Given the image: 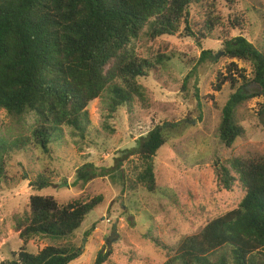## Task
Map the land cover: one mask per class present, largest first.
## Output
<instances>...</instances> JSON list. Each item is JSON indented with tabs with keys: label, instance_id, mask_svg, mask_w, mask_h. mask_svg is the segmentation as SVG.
Listing matches in <instances>:
<instances>
[{
	"label": "rangeland",
	"instance_id": "374dc122",
	"mask_svg": "<svg viewBox=\"0 0 264 264\" xmlns=\"http://www.w3.org/2000/svg\"><path fill=\"white\" fill-rule=\"evenodd\" d=\"M225 4L219 6L220 12L239 16L242 26L217 25L200 44L180 32L156 39L143 33L133 41L138 56L156 66L138 80L145 87L144 101L134 97L110 113L104 93L87 107L89 122L82 133L63 126L62 137L49 146L48 153L29 140L5 156L0 180V262L17 257L22 249L37 253L50 245H73L81 248V255L69 264H93L99 250L111 251L105 264H162L209 218L238 205L243 191L219 186L215 166L233 157L264 159V98L258 85L250 82L251 63L225 56L222 41L243 34L264 50V0ZM191 15L193 30L203 29L204 8L193 5ZM204 49L219 55L200 62ZM230 75L234 84L224 79ZM243 85L253 95L235 110V120L245 131L226 147L218 138L221 110L230 94ZM35 120L33 113L18 121L0 109V137L7 141L30 137ZM164 122L180 125L153 158L157 186L150 192L135 182L140 161L129 151L137 147L139 137ZM87 163L105 176L77 181L78 169ZM40 175L48 177L51 185L37 190L31 183ZM33 194L51 195L59 204L102 195V202L69 237L37 235L24 242L16 218L28 210Z\"/></svg>",
	"mask_w": 264,
	"mask_h": 264
},
{
	"label": "trees",
	"instance_id": "16d2710c",
	"mask_svg": "<svg viewBox=\"0 0 264 264\" xmlns=\"http://www.w3.org/2000/svg\"><path fill=\"white\" fill-rule=\"evenodd\" d=\"M236 2L0 0V109L18 121L30 113L36 117L30 137L9 142L0 137V180L4 178L5 156L23 142L31 140L48 153L49 146L62 137L63 126L82 133L89 122L87 107L104 93L108 94L110 113L134 97L145 100V87L138 80L149 76L156 66L135 51L133 41L143 33L156 39L180 32L200 44L217 25L230 23L234 29L242 26L239 16L228 12L226 17L219 10L221 4L232 7ZM197 4L204 8L205 26L194 31L191 7ZM222 51L228 58L251 63L250 82L260 86L258 93L264 98V50L239 34L225 38ZM217 55L219 52L204 49L199 61ZM224 79L235 82L232 75ZM244 87L232 92L221 110L218 138L226 147L245 131L235 120L236 108L253 96ZM179 125L164 122L153 126L129 151L140 161L135 182L150 192L157 186L153 158ZM215 172L223 189L241 188L238 205L209 218L200 232L182 240L162 264H264V159L233 157L227 164H216ZM98 176L105 174L99 175L87 163L78 169L76 180L89 181ZM110 176L115 180L114 174ZM50 185L43 175L31 183L37 190ZM101 202L102 195L85 202L59 204L51 195L33 194L28 210L16 218V229L24 242L37 235L69 237ZM110 254L99 250L93 264H105ZM80 255L81 248L73 245H50L37 253L22 249L17 257L0 264H69Z\"/></svg>",
	"mask_w": 264,
	"mask_h": 264
},
{
	"label": "water",
	"instance_id": "95a60500",
	"mask_svg": "<svg viewBox=\"0 0 264 264\" xmlns=\"http://www.w3.org/2000/svg\"><path fill=\"white\" fill-rule=\"evenodd\" d=\"M258 85V84H257ZM258 87H259V89H260V86L258 85ZM114 229H115V227H114Z\"/></svg>",
	"mask_w": 264,
	"mask_h": 264
}]
</instances>
